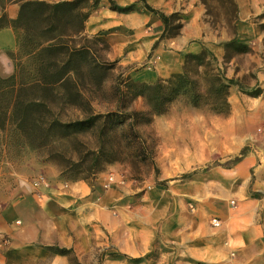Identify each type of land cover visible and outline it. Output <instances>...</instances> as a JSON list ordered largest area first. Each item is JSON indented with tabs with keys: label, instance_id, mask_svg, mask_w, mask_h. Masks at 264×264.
Wrapping results in <instances>:
<instances>
[{
	"label": "crops",
	"instance_id": "0c3cea01",
	"mask_svg": "<svg viewBox=\"0 0 264 264\" xmlns=\"http://www.w3.org/2000/svg\"><path fill=\"white\" fill-rule=\"evenodd\" d=\"M109 1L134 9L114 12ZM197 1L144 0L165 15L187 13L181 34L163 39L153 51L163 25L141 0H101L84 33L100 34L109 61L132 67V79L152 84L181 73L184 56L198 54L202 47L211 46L220 61L221 48L203 35L200 12L189 10L199 7ZM234 2L235 41L252 46L257 63L250 71L226 69L227 80L252 75L251 82L227 88L229 113L223 121L235 131L225 138L233 155L203 174L193 171L189 179L179 180L183 184L178 188L148 194L144 199L156 203L134 210L121 203L123 195L115 188L102 191L101 178L91 186L52 174L33 186L36 171L24 165L7 179L0 200V264H69V254L54 249L70 252L77 264H89L93 253L99 255L97 264H264V20L257 19L264 0ZM20 3L0 7V17L14 21ZM20 38L18 29H0L1 78L14 72L8 53L17 51ZM252 89L262 95L247 96ZM212 218L220 221L219 227L211 225Z\"/></svg>",
	"mask_w": 264,
	"mask_h": 264
},
{
	"label": "rangeland",
	"instance_id": "374dc122",
	"mask_svg": "<svg viewBox=\"0 0 264 264\" xmlns=\"http://www.w3.org/2000/svg\"><path fill=\"white\" fill-rule=\"evenodd\" d=\"M0 1L6 3L9 0ZM196 4L199 6L196 10H189L200 12V27L207 43L221 48L220 61H216L217 67L219 63L222 65L218 67L220 77L227 80V67L233 73L250 71L257 61H254L252 46L235 41L237 9L234 0H198ZM174 14L178 15L179 21H174L172 26L181 25V34L188 21L187 13ZM257 19L264 20V11ZM260 28L264 33V22ZM101 40L87 36L85 42L96 50L97 58L104 64L105 73L100 86L84 84L77 87L81 91L80 101L87 102L91 113L100 118L88 130L65 139H53L41 147L30 145L16 130L13 121L8 120L5 129L0 131V200L7 179L24 165H27L26 169H35L37 175L32 178L34 180H46L55 174L69 181L71 177L83 175L75 169H60L51 159L56 158L64 165L56 157L61 156L65 161L81 164L78 160L81 152L103 149L102 158L106 163L102 172L85 182L94 186L95 179L101 178L102 191L115 188L116 193L123 195L121 203L134 210L139 204L156 203L144 199L148 194H156L158 190L165 191L169 187L178 188L183 184L179 181L182 175L193 171L203 174L209 165L215 166L233 155L225 138L235 131L223 121L229 113L226 90L224 96L213 87L210 75L203 68L192 67L179 77L169 76L152 84L143 83L131 78L132 67L107 59V45ZM91 57L88 53L79 58L84 70L91 65ZM11 62L14 71L16 65L29 68L21 52H16ZM251 78L249 72L229 80L243 86L251 82ZM153 85L158 87L145 91L144 97L134 96L135 90ZM117 87L120 88L118 92L115 91ZM245 94L253 97L262 95V92L252 89ZM81 102L74 105L56 101L51 110L59 122L83 120L88 114L85 113L86 104ZM133 112L140 114L135 121L130 119ZM109 179L112 181L108 184ZM230 205L233 207L234 202L231 201ZM98 261L99 255L93 253L89 264H97ZM69 264H77L70 253Z\"/></svg>",
	"mask_w": 264,
	"mask_h": 264
},
{
	"label": "trees",
	"instance_id": "16d2710c",
	"mask_svg": "<svg viewBox=\"0 0 264 264\" xmlns=\"http://www.w3.org/2000/svg\"><path fill=\"white\" fill-rule=\"evenodd\" d=\"M11 1L17 0H9L6 3ZM19 1L21 3L17 18L10 21L2 15L0 29L14 28L21 31L19 47L17 51L9 52L8 57L13 60L16 52H21L29 68L24 69L16 65L11 76L0 77V131L5 129L8 120H12L16 130L30 145L41 147L53 139H65L88 130L100 118L91 113V107L87 102L80 101L81 91L77 87L84 84L99 87L105 73L104 64L97 58L96 50L85 45L87 36L84 33L86 20L99 8L101 0H61L57 3ZM141 2L143 8L156 16L163 25L162 34L151 48L153 51L163 39L176 38L180 34L181 25L172 26L174 21H179L178 15H165L149 7L144 0ZM6 3L0 1V7L3 8ZM108 7L109 10L118 13H127L134 9L133 6L119 7L112 1H109ZM95 37L101 40L100 34ZM88 53L92 55V63L84 70L80 66L79 58ZM150 58L151 54L147 59ZM216 61L213 53L206 47H202L198 54L185 55L181 73L171 76L179 77L192 67L203 68L210 75L212 86L216 87L219 92H223L225 96V90L227 94V88L235 84L232 80L220 77ZM153 87L158 86H144L143 89L135 90L134 96L144 97L145 91ZM115 91H120V88H115ZM56 101L66 104L70 102L74 105H80L79 102L86 104L85 113L88 116L83 120L59 122L51 110V106ZM139 115L138 112H133L130 114V119L135 121ZM102 156L103 149H99L81 152L78 156L81 164L65 161L61 156L56 157L64 165L58 163L56 158L51 161L60 169H75L83 175L70 179L77 180L78 178V180L87 181L88 178L102 172L106 163ZM208 168L206 167L205 170ZM60 174L64 177L62 170ZM194 174L195 172H191L182 175L181 179H189ZM54 250L61 255L70 253L66 250Z\"/></svg>",
	"mask_w": 264,
	"mask_h": 264
},
{
	"label": "built area",
	"instance_id": "2783aa9c",
	"mask_svg": "<svg viewBox=\"0 0 264 264\" xmlns=\"http://www.w3.org/2000/svg\"><path fill=\"white\" fill-rule=\"evenodd\" d=\"M110 181H112V179L108 180V184L110 183ZM42 182H43V179H38L36 182L33 183V186H37V184L42 183ZM108 184H106L105 187H107ZM210 223L213 227H219L220 225V221L216 218H212L210 220Z\"/></svg>",
	"mask_w": 264,
	"mask_h": 264
}]
</instances>
